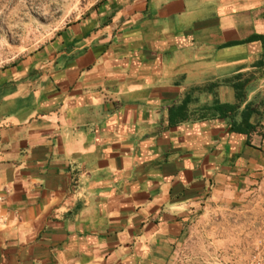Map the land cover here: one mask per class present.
<instances>
[{
    "label": "crops",
    "instance_id": "0c3cea01",
    "mask_svg": "<svg viewBox=\"0 0 264 264\" xmlns=\"http://www.w3.org/2000/svg\"><path fill=\"white\" fill-rule=\"evenodd\" d=\"M259 227L264 0H101L0 68V264L245 258Z\"/></svg>",
    "mask_w": 264,
    "mask_h": 264
},
{
    "label": "rangeland",
    "instance_id": "374dc122",
    "mask_svg": "<svg viewBox=\"0 0 264 264\" xmlns=\"http://www.w3.org/2000/svg\"><path fill=\"white\" fill-rule=\"evenodd\" d=\"M101 0H0V68L52 42Z\"/></svg>",
    "mask_w": 264,
    "mask_h": 264
},
{
    "label": "built area",
    "instance_id": "2783aa9c",
    "mask_svg": "<svg viewBox=\"0 0 264 264\" xmlns=\"http://www.w3.org/2000/svg\"><path fill=\"white\" fill-rule=\"evenodd\" d=\"M258 235L253 241H249L246 247L251 250L248 257L239 258L234 255H225L220 249L206 253L188 255L180 252L172 264H264V227L258 228Z\"/></svg>",
    "mask_w": 264,
    "mask_h": 264
},
{
    "label": "trees",
    "instance_id": "16d2710c",
    "mask_svg": "<svg viewBox=\"0 0 264 264\" xmlns=\"http://www.w3.org/2000/svg\"><path fill=\"white\" fill-rule=\"evenodd\" d=\"M217 108L219 110H221L222 112L223 111L224 112H229V111L235 109L234 106H230V105H220ZM248 109H249L248 112L247 111H246V113L244 112L243 119H242L243 120L242 123L239 124L238 126H237L236 123H234L235 130L236 131H241L243 129L242 127L247 128V129L251 127V125H250V120L252 118L251 117V111H250L251 108H248Z\"/></svg>",
    "mask_w": 264,
    "mask_h": 264
}]
</instances>
